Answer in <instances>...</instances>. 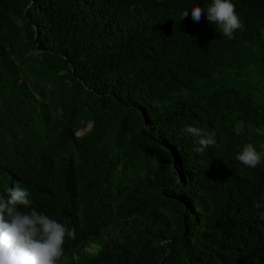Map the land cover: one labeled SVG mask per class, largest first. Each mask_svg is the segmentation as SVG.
Returning a JSON list of instances; mask_svg holds the SVG:
<instances>
[{
	"label": "trees",
	"instance_id": "16d2710c",
	"mask_svg": "<svg viewBox=\"0 0 264 264\" xmlns=\"http://www.w3.org/2000/svg\"><path fill=\"white\" fill-rule=\"evenodd\" d=\"M211 2L0 0V195L75 229L56 264H264V0L231 40Z\"/></svg>",
	"mask_w": 264,
	"mask_h": 264
},
{
	"label": "clouds",
	"instance_id": "9594fccd",
	"mask_svg": "<svg viewBox=\"0 0 264 264\" xmlns=\"http://www.w3.org/2000/svg\"><path fill=\"white\" fill-rule=\"evenodd\" d=\"M204 12L208 22L216 25L229 40L235 38L237 30H244L231 0H212L206 9L193 7L192 20L199 23ZM188 15L187 9L183 11V18ZM181 131L198 145L197 153L216 144L214 132H205L193 125ZM236 159L247 167L256 168L264 162V153L247 143ZM66 238H75V229L37 211L27 187L17 184L8 189L7 197L0 195V264H56L64 253Z\"/></svg>",
	"mask_w": 264,
	"mask_h": 264
},
{
	"label": "rangeland",
	"instance_id": "374dc122",
	"mask_svg": "<svg viewBox=\"0 0 264 264\" xmlns=\"http://www.w3.org/2000/svg\"><path fill=\"white\" fill-rule=\"evenodd\" d=\"M78 135H80V134H78Z\"/></svg>",
	"mask_w": 264,
	"mask_h": 264
}]
</instances>
